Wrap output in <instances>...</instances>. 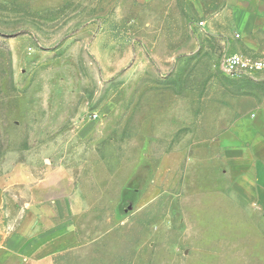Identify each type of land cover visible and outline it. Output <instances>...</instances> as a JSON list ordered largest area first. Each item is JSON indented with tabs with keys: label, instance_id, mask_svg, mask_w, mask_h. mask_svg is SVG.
<instances>
[{
	"label": "rangeland",
	"instance_id": "obj_1",
	"mask_svg": "<svg viewBox=\"0 0 264 264\" xmlns=\"http://www.w3.org/2000/svg\"><path fill=\"white\" fill-rule=\"evenodd\" d=\"M124 6L0 0V264H264L219 141L256 84L186 13Z\"/></svg>",
	"mask_w": 264,
	"mask_h": 264
},
{
	"label": "crops",
	"instance_id": "obj_2",
	"mask_svg": "<svg viewBox=\"0 0 264 264\" xmlns=\"http://www.w3.org/2000/svg\"><path fill=\"white\" fill-rule=\"evenodd\" d=\"M116 1V0H115ZM121 13H186L193 29L218 40L222 54L264 57V0H121ZM118 10L117 8L114 10ZM239 79V78H238ZM256 90L239 94L247 100L219 141L234 170L241 194L264 210V72L240 78ZM254 88V89H255ZM249 106H246V104ZM231 154V156H230Z\"/></svg>",
	"mask_w": 264,
	"mask_h": 264
},
{
	"label": "built area",
	"instance_id": "obj_3",
	"mask_svg": "<svg viewBox=\"0 0 264 264\" xmlns=\"http://www.w3.org/2000/svg\"><path fill=\"white\" fill-rule=\"evenodd\" d=\"M221 72L228 78H253L264 72V57H250L242 53H227L220 64Z\"/></svg>",
	"mask_w": 264,
	"mask_h": 264
}]
</instances>
